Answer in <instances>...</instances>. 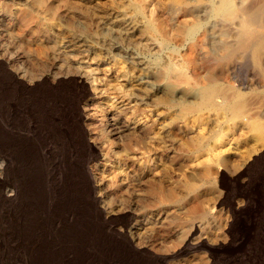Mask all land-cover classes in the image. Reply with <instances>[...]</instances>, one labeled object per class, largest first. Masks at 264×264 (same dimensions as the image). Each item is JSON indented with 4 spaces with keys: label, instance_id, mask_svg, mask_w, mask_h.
Masks as SVG:
<instances>
[{
    "label": "rangeland",
    "instance_id": "rangeland-1",
    "mask_svg": "<svg viewBox=\"0 0 264 264\" xmlns=\"http://www.w3.org/2000/svg\"><path fill=\"white\" fill-rule=\"evenodd\" d=\"M229 2L224 24L212 13L197 16L218 0H0V65L26 84L70 74L88 90L80 112L97 155L87 169L107 222L97 225L71 182L70 129L48 118L64 121V97L55 101L44 92L32 101L0 78V150L9 153L8 165L0 158V264H214L210 251L218 249L223 264L258 262L264 235L256 217L247 241L228 253L222 248L234 223L228 201L237 204L236 186H255L263 161L264 0ZM256 12L257 57L250 49L219 61L223 46L235 43L238 20ZM208 83L227 101L240 94L237 117L221 109L222 98L201 105L198 95ZM20 105L28 107L21 112ZM31 107L47 127L27 134L26 143L36 146L48 136L55 168L49 179L47 167H34L39 183L23 198L16 193L15 119L28 126ZM250 121L261 125L260 135Z\"/></svg>",
    "mask_w": 264,
    "mask_h": 264
},
{
    "label": "bare ground",
    "instance_id": "bare-ground-1",
    "mask_svg": "<svg viewBox=\"0 0 264 264\" xmlns=\"http://www.w3.org/2000/svg\"><path fill=\"white\" fill-rule=\"evenodd\" d=\"M139 2H140V0H139ZM218 2H219V5L213 9H210V8H208V6L206 7V5H203V7L201 9H199V11H198L199 14L197 16H204L205 17V15H207V13H209V14L212 13L214 16L221 18V21H222L223 16H229L230 15V12H231L230 2H229V0H218ZM258 13L256 12V15L253 17L252 16L249 17V15H248V18H243V16H242L240 18V21L238 20V22H241V23H239V26L241 27V29H240L238 34L235 33L236 31L234 29L235 32L233 34H236V36H234V35H232V36L235 39V43L233 42V44H231V46H228V45L223 46L222 45L223 46V52L221 54L219 61H223V60H225L227 58H231L233 56L237 57V55H239V54H240V56H242L241 53H244L246 51L248 52V51H250V49H252L251 50L252 55L256 56L258 54L257 53L258 48H257V44H256L258 42V36H256L255 30L253 28V24L259 20V18H258L259 14ZM138 14H140V15L143 14L141 8H139ZM228 19H229V17H228ZM228 19H225V20L228 21ZM219 26H221V25H219ZM222 26L227 27L226 25L225 26L222 25ZM240 27H238V29ZM209 29L211 30V28H209ZM213 29H214V27L212 28V30ZM147 31L153 35H154V32H156L153 27H149V26H148ZM192 31L193 30L191 28L189 30V34ZM218 33H219L220 37H222V38L225 37L224 39H226L228 32H225V28H223V31L220 30V28H219ZM218 41L219 40H217L216 42H218ZM170 42H171V38L169 37L167 39V41L164 42V44L168 45ZM223 44H224V41H223ZM174 46H175V44H174ZM259 47L261 48V46H259ZM171 53L173 54L174 51H172ZM244 54H246V53H244ZM232 64H231V67H232ZM9 72L6 71L4 66L0 65V78L3 79L7 83L8 86H13V88L19 93V96H21L22 98L28 97V98H30V100L33 101L36 94L44 93V92L46 95L53 96L54 97L53 99H55V101H57L56 99H58L60 96L64 97L61 101L63 108H64V112H65L64 121L59 122V121H57V119H55L52 116H48V118L51 119V121L56 122V124L58 125V128L60 125V129H61L62 124H65L67 126V128L70 129V131L72 133V141L74 143V149L76 152L74 170L72 173L73 180H71V182L74 183L78 192H80V194L83 195L86 198V200L88 201L89 208H90L91 212L93 213V217L99 223V224H97V223L96 224L104 227V225H107V222L106 221L104 222V220H102L101 215H100V211H99L100 207L99 208L97 207L98 204H96L94 199H93L92 193L94 191V186L91 182V176H90L88 169H87V165L89 164V162L91 160L95 159L97 152L94 149V147L92 146V144L87 140L86 132L82 126V115L80 112V104L88 95V90L85 87L84 83L82 82V80L80 78H78L76 76H72L70 74H65L64 75L65 78H62L63 76H56L50 82L47 80V77L45 78L44 76H42L40 79L41 83L39 85H37L36 79L33 80V79L29 78V81H30L29 84H32V85H29V84L24 83V81H22L16 77L14 78V76H12ZM159 92H161V91H159ZM41 95H39V97ZM41 97H43V95ZM44 97H46V96H44ZM44 97H43V99H44ZM217 97L223 99V101L220 104H218L223 111L230 112V114L232 116L237 117L239 115L241 108L243 106V104L241 105L240 94H234L233 98L231 100L229 99L230 101H227L228 98L226 99V94L224 93V91L223 92L221 91V89L217 86V84H215V83L209 84L208 83V84L201 87L200 93L198 95V99L200 100L201 105H204L205 107L215 106L214 101H215V98H217ZM58 101H59V99H58ZM27 105H20L21 112L23 109H26V107H28ZM24 113H26V112H24ZM32 114H33V108L31 107V112H30V114H28L29 118H31ZM15 120H17L16 126L18 128V132H16V134H15V138L17 140L16 155H15V157H13L15 167L17 168L16 193L20 197L24 198L26 196V190H28L29 192L33 191L32 187H34L35 185H37L39 183L38 180H36V177H34L35 175L33 176V174H35V172L33 173V170L35 169L34 167H40L39 163H41L42 169L44 166L48 168L47 178L52 179L55 166H54V161H53V157H52L53 151L50 149L47 152V149H49V144L51 143V140H49L48 136L40 138L41 140L39 139L40 141L37 143L36 146L34 145V143H29V142L26 143V140H29V139H27V137H28L27 134H30V133L35 134L37 132V130L38 131H41V130L46 131L45 129L47 126L45 125L44 121L32 116V118L30 119V122L28 123V126H27L23 117H20L18 115ZM53 122H51V123H53ZM30 123L32 124L33 129H31L32 127H31ZM46 123H47V121H46ZM249 126L253 131H255V133L260 135L261 125L259 123H257L256 121L255 122L250 121ZM66 132H67V129H66ZM71 133H70V135H71ZM26 144H28V146H29L28 153H26L27 147L25 149ZM8 155H9L8 151L0 150V158L5 162L4 164L7 163V165H8V159H7ZM261 156H262L261 159L263 158V161H261V164L256 171L257 183L254 181V184L256 183L255 186L254 187L236 186L237 187L236 193H238V194L234 193L235 196H233V199H235L237 196L240 197V198H238L237 204L234 201H228V202H231L230 208H231V214H232L234 223L230 224V229L228 231V236H229L230 240L228 241V245L226 247L222 248L224 253H228L226 251L228 249H231V247L234 246V244L237 241L238 242L247 241V239L250 237L248 233L250 232V230L253 231L252 227L255 225V224L254 225L252 224V222L254 221L253 220L254 217H256L257 228L260 231H262L263 235H264V152H263V155H261ZM4 168H6V167H4ZM37 170H38V168H37ZM258 181L260 182V185L258 184ZM234 183L236 184V182H234ZM0 190H1V188H0ZM230 196H232V195H230ZM27 198H29V197H27ZM234 203L236 204V206L234 205ZM252 214H254V215H252ZM261 222H263L262 225H261ZM237 228H239V231L240 230H242V231L241 232L237 231L238 233H233V230H236ZM108 229L110 232H112L113 234H115L117 236L121 235L120 232L118 230H115L113 227L108 226ZM126 243L125 244L123 243V245H125L127 250L131 253L130 247ZM201 245H203V244L201 243ZM186 247H188V242H186L184 244L183 248H186ZM183 248H182V251L184 252ZM260 249H261V257L258 259L257 263L255 262L256 264H264V245L262 246V244H261ZM218 250H217V252H218ZM217 252L216 251H210L211 259L213 260V262H215L214 264H223V263H220L219 261L217 262V259H216ZM177 254L179 255V254H181V252H179Z\"/></svg>",
    "mask_w": 264,
    "mask_h": 264
}]
</instances>
